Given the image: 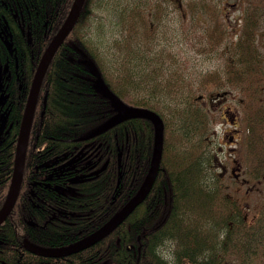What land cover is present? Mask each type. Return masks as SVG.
I'll return each mask as SVG.
<instances>
[{"label": "trees", "instance_id": "trees-1", "mask_svg": "<svg viewBox=\"0 0 264 264\" xmlns=\"http://www.w3.org/2000/svg\"><path fill=\"white\" fill-rule=\"evenodd\" d=\"M73 1L0 0V65L23 69L25 77L21 85L1 82L11 111L9 131L0 138V208L34 69ZM94 1L85 0L76 24L46 70L21 187L0 225V264H168L157 252L166 243L175 252L172 264H222L231 250L230 240L223 243L220 237L249 232L242 217L244 205L230 192L219 191L225 184L210 175L215 155L207 144L211 107L206 102L226 89L240 92L242 156L248 160L246 151L247 155L250 151L252 161L263 167L264 56L256 43L259 9L248 0L237 37L223 48L226 60L221 69L186 81L181 73L164 67V60L146 61L143 69L138 68L153 49L167 0H130L117 10L120 29L113 45L120 57L112 66L106 65L98 50L86 46ZM213 1L188 0L184 6L186 14H207L212 21L202 32L201 50L207 53L220 47L228 29L221 8ZM169 3L182 11L179 0ZM157 55L162 57V52ZM90 63L125 104L150 109L161 117L160 169L142 204L110 235L65 258L42 257L28 250L23 240L57 247L84 238L140 188L149 168L154 129L148 120L129 119L91 136L116 112L95 89ZM50 218L55 221L51 223ZM235 244L238 249L240 243Z\"/></svg>", "mask_w": 264, "mask_h": 264}, {"label": "rangeland", "instance_id": "rangeland-1", "mask_svg": "<svg viewBox=\"0 0 264 264\" xmlns=\"http://www.w3.org/2000/svg\"><path fill=\"white\" fill-rule=\"evenodd\" d=\"M128 1L130 0H95L92 5L93 15L87 27L88 39L93 46L98 48V53L103 56L107 66L108 64L111 66L115 65L114 59L120 57V54L114 51L113 45L114 41L119 37L120 29L121 14H118L117 10H120ZM152 1L150 0V2ZM179 1L183 3L182 11L180 12L173 4L167 5L168 13L162 14L157 22L158 34L156 33L153 49L150 54L145 55L144 61L141 60L139 62L138 68L143 69L146 61L156 63L158 60L153 56L162 52V60L165 61L164 67L181 73L183 78L188 81L190 78L197 79V77L206 72L221 69L226 60L223 48L227 45L226 43L233 41L237 37L238 32L236 30L241 25V14L248 0L213 1L221 8L222 18L228 29L224 42L219 48L209 53L201 50V46L204 45L202 32L212 21L207 14L201 16L199 14H186L184 6L188 0ZM251 4L256 9H259V14H261L256 33V43L261 55L264 56V0L259 2L258 0H251ZM225 91H229V94L225 95L226 100L224 103L240 112L241 106L238 102L241 97L240 92L235 89H226ZM219 100V98H214L212 109L209 112L211 124L207 140H209L208 145L215 152L216 161L224 162L227 157L225 149L228 144L224 132L228 125L219 118L220 109L223 106V102L218 104ZM206 106L209 108V103L206 102ZM214 167L215 171H217L216 165ZM240 191L243 195L245 186L241 187ZM259 264H264V258H260Z\"/></svg>", "mask_w": 264, "mask_h": 264}, {"label": "water", "instance_id": "water-1", "mask_svg": "<svg viewBox=\"0 0 264 264\" xmlns=\"http://www.w3.org/2000/svg\"><path fill=\"white\" fill-rule=\"evenodd\" d=\"M84 0H74L72 3V6L67 14L66 19L64 20L63 24L59 28V30L56 32V35L53 37V39L49 42L42 59L39 63V66L36 70V73L34 75L33 83L31 86V90L27 99L20 133L17 141V149H16V156H15V164H14V171L12 176L11 185L9 188V191L7 193L6 199L0 209V223L6 219L9 212L11 211L17 194L19 185L21 182L22 177V170H23V162H24V155L25 150L27 146V139H28V133L35 109V104L39 92L40 85L42 83L43 76L46 72V68L52 59L56 49L59 47V45L64 41V39L67 37V35L70 33V31L73 29L74 25L76 24L81 9L83 7ZM5 45L7 49L11 52V48L9 45V42L6 41ZM88 69L95 75L96 77V84L95 89L101 93L104 97H107L115 110V115L108 120L104 126L95 134L101 133L123 121L129 120V119H135V118H141L146 119L151 122L154 128V151L153 155L150 161V166L147 171L146 177L144 179V182L142 186L139 188L137 193L117 212L115 213L108 221H106L102 227L94 232L93 234L86 236L84 239L75 242V244H70L62 249L57 250H48L40 248L39 246H36L31 243L26 242L27 248L35 254L43 255V256H57V257H63L66 255H70L73 253H77L97 242L105 238L107 235H109L115 228H117L124 220L125 218L133 211V209L140 204L143 199L147 196L149 193L152 184L155 180V177L158 172L159 163L162 156V145H163V122L160 118V116L155 113L154 111L147 109V108H141V107H135V106H128L125 105L111 90L104 84L97 68L93 63H90L88 65ZM105 167V166H104ZM103 167V168H104Z\"/></svg>", "mask_w": 264, "mask_h": 264}, {"label": "flooded vegetation", "instance_id": "flooded-vegetation-1", "mask_svg": "<svg viewBox=\"0 0 264 264\" xmlns=\"http://www.w3.org/2000/svg\"><path fill=\"white\" fill-rule=\"evenodd\" d=\"M169 1L170 0H167L164 3L165 10L161 11L160 14L168 13L166 7L170 4H167ZM8 52L9 54H12V48L11 52L9 50ZM1 70L3 71L5 77L10 76L8 67H1ZM1 75L3 74H0V77ZM228 94L229 91L217 93L208 101L211 109L214 98L220 99L218 104L223 102L219 118L228 125V128L224 132V136L227 138L228 142L225 149L227 157L224 162H217L214 157L215 165L217 167V171L214 170V173L218 177L219 182L225 184V186L220 187L218 190L230 192L232 194L231 197L244 205V213L242 214V217L246 222V229L249 234L229 236L230 245L228 248L231 251L228 252V257L222 264H259L260 258H264V170L260 171V168H264V165L263 167L262 165L259 167V165L256 164L257 161H252L250 151L249 155H247L248 153L246 151V159L248 160H245L242 157L244 141L240 121V112L224 103L226 100L225 95ZM9 100V97L2 100L0 99V115H7L4 120V125L0 128V138L7 134L10 128V124H8V114L11 111ZM223 145L225 146V144ZM244 186L245 191L242 195L240 189ZM261 186L263 187L261 188ZM229 224L231 225V223ZM236 242L240 243L239 247L243 246L246 249H250L249 251H245L243 254H251V260H249L246 256H241L235 252V249L237 248L235 244ZM254 254L257 255L256 260L253 258ZM237 255L240 256V259L237 258Z\"/></svg>", "mask_w": 264, "mask_h": 264}, {"label": "bare ground", "instance_id": "bare-ground-1", "mask_svg": "<svg viewBox=\"0 0 264 264\" xmlns=\"http://www.w3.org/2000/svg\"><path fill=\"white\" fill-rule=\"evenodd\" d=\"M84 2H85V0H84ZM84 5V4H83ZM56 35V33L51 37V40L53 39V37ZM68 36V35H67ZM67 38V37H66ZM65 38V39H66ZM65 39H64V41H65ZM50 40V41H51ZM49 41V42H50ZM64 41L59 45V47L64 43ZM90 42V41H89ZM89 42H88V40H87V44H86V46L88 47V49L90 50V51H96V50H98V48L96 47V46H92V45H90L89 44ZM91 43V42H90ZM49 44V43H48ZM48 44H47V46H48ZM47 46L45 47V49L43 50V52H42V54H41V56H40V59H39V61H38V64H37V66L35 67V69H34V73H33V76H32V79H31V83H30V86H29V90H28V94H27V97H26V100H25V104H24V108H23V112H22V116H21V120H20V125H19V129H18V133H17V140H16V146H15V151H14V160H13V167H12V173H11V176H10V180L8 181V186H7V189H6V195H5V197H4V199H3V203H4V201H5V199H6V196H7V193H8V191H9V188H10V185H11V181H12V176H13V171H14V164H15V156H16V147H17V141H18V137H19V133H20V128H21V123H22V119H23V115H24V111H25V107H26V103H27V99H28V96H29V93H30V90H31V86H32V83H33V79H34V75H35V73H36V70H37V68H38V66H39V63H40V61H41V59H42V56H43V54H44V52H45V50H46V48H47ZM58 47V48H59ZM57 48V49H58ZM57 49H56V51H57ZM56 51H55V53H56ZM54 53V54H55ZM54 56V55H53ZM154 58H156L157 60H162V57H160V56H158V55H154L153 56ZM53 58V57H52ZM51 61H52V59L50 60V62H49V64H48V66H47V68H46V70H48V68H49V66H50V64H51ZM5 63H9L8 61H6ZM1 66L2 65H0V74H3V75H1V77H0V99L2 100V99H5V98H8V96H7V94L4 92V90H3V88H2V84H1V82H7L8 81V83H10V85L11 84H14V82H16V85L18 84V85H21V82H23V80H24V70L23 69H20V68H18V67H13V66H11L10 65V76L9 77H5L4 76V73H3V71L1 70ZM4 67V66H3ZM5 67H7L6 65H5ZM96 67V66H95ZM46 73V72H45ZM44 76H45V74H44ZM44 76H43V79H44ZM43 79H42V82H43ZM41 86H42V83H41V85H40V88H39V92H38V96H37V100H36V104H35V108H36V106H37V102H38V100H39V98H40V91H41ZM107 98V97H106ZM119 98V97H118ZM120 99V98H119ZM121 100V99H120ZM45 101H46V92L42 95V103H43V105H45ZM122 101V100H121ZM123 102V101H122ZM124 103V102H123ZM125 104V103H124ZM125 105H127V104H125ZM128 106H132V105H128ZM135 107H137V106H135ZM141 108H143V107H141ZM34 112H35V109H34ZM156 113V112H155ZM41 114H42V112H41ZM115 114H113L108 120H110L113 116H114ZM6 117H7V115L6 114H2V115H0V128L2 127V125H4V120L6 119ZM161 118V117H160ZM33 119H34V113H33V117H32V121H31V125H30V129H29V133H28V139H27V146H26V150H25V155H24V162H23V170H22V176H23V172H24V166H25V159H26V153L28 152V141H29V136H30V133H31V129H32V124H33ZM107 120V121H108ZM162 120V119H161ZM106 121V122H107ZM105 122V123H106ZM124 122V121H123ZM150 122V121H149ZM163 122V121H162ZM122 123V122H121ZM120 124V123H119ZM118 125V124H117ZM104 125H102L100 128H98L97 130H95L92 134H91V136H97V135H99V134H102V133H104V132H106V131H108L109 129H111V128H113V127H111V128H109V129H107V130H105V131H103V132H101V133H98V134H95L96 132H98L102 127H103ZM116 126V125H115ZM163 126H164V124H163ZM154 129V128H153ZM164 130V129H163ZM208 143L207 144H209V140L207 141ZM208 149L209 150H212L211 148H210V146L208 145ZM153 151H154V134H153V141H152V147H151V158H152V155H153ZM214 151V150H213ZM162 152H163V145H162ZM213 154L215 155V152H213ZM243 157V156H242ZM151 158H150V161H151ZM161 158H162V156H161ZM215 158H216V156H215ZM150 161H149V166H150ZM71 162V159L70 160H68L67 162H66V164H69ZM160 164H161V160H160V163H159V167H158V170L160 169ZM65 165V164H64ZM212 168H211V174L210 175H213L214 176V174L215 173H213L214 172V170H215V167H214V165H215V159L213 160V163H212ZM149 169V168H148ZM95 172H97V171H95ZM94 172V173H95ZM158 173V172H157ZM146 177V176H145ZM156 178V177H155ZM21 179H22V177H21ZM144 182V181H143ZM143 184V183H142ZM116 187H115V189H117L118 188V185H120V181L118 180V181H116ZM142 186V185H141ZM140 186V187H141ZM20 187H21V182H20V185H19V189H18V193H19V190H20ZM139 190V189H138ZM137 190V191H138ZM137 191L125 202V204L137 193ZM148 195V194H147ZM17 196H18V194H17ZM146 198V197H145ZM145 198L143 199V201L145 200ZM16 199H17V197H16ZM142 201V202H143ZM15 202H16V200H15ZM142 202L140 203V204H138L134 209H133V211H131V213L128 215V216H130L134 211H135V209H137L141 204H142ZM3 203H2V205H3ZM15 204V203H14ZM124 204V205H125ZM2 205H1V207H2ZM123 205V206H124ZM14 206V205H13ZM122 206V207H123ZM121 207V208H122ZM13 208V207H12ZM120 208V209H121ZM1 209V208H0ZM119 209V210H120ZM12 210V209H11ZM118 210V211H119ZM117 211V212H118ZM11 212V211H10ZM9 212V213H10ZM116 212V213H117ZM9 215V214H8ZM128 216L125 218V220L128 218ZM8 217V216H7ZM6 217V218H7ZM109 220V219H108ZM107 220V221H108ZM5 220H3L1 223H0V225L4 222ZM55 220L53 219V218H50V222L52 223V222H54ZM102 227V225L99 227V228H97L96 230H94V231H92L91 233H89L87 236H89V235H91V234H93L94 232H96L97 230H99L100 228ZM116 229V228H115ZM114 231V230H113ZM112 231V232H113ZM111 232V233H112ZM110 233V234H111ZM109 234V235H110ZM108 236V235H107ZM106 236V237H107ZM86 237V236H85ZM84 237V238H85ZM84 238H82V239H84ZM221 238V242H223V243H226V242H228L229 241V236L227 237V236H221L220 237ZM82 239H80V240H82ZM104 239V238H103ZM80 240H78V241H80ZM101 241V240H100ZM26 242L27 243H31V242H29L28 240H23V243H24V245L26 246ZM98 243V242H97ZM97 243H95V244H97ZM32 244V243H31ZM72 244H75V242L74 243H72ZM71 244V245H72ZM95 244H93V245H95ZM93 245H91V246H89V247H92ZM37 246V245H36ZM67 246V245H66ZM40 248H43V249H48V250H57V249H62L63 247H65V246H57V247H43V246H39ZM89 247H87V248H89ZM26 248H27V246H26ZM87 248H85V249H87ZM28 249V248H27ZM85 249H83V250H85ZM29 250V249H28ZM83 250H81V251H83ZM250 249L248 248V249H246L245 247H243V246H241V247H239L238 249L236 248L235 249V252H237L239 255H241V256H243L244 255V257L246 256L249 260H251V258H252V256H251V254H243L245 251H249ZM81 251H79V252H81ZM157 252H158V254L160 255V258H162L166 263H168V264H172V261H173V256H175V252H174V250H171L170 248H169V244H162L161 246H159L158 248H157ZM78 253V252H77ZM73 254H76V253H73ZM73 254H70V255H66V256H63V257H57V256H43L42 255V257H47V258H65V257H68V256H71V255H73ZM253 258L256 260L257 259V255L256 254H254L253 255Z\"/></svg>", "mask_w": 264, "mask_h": 264}]
</instances>
